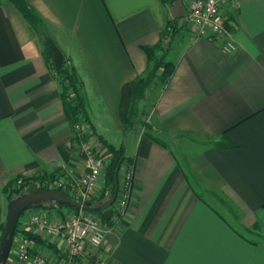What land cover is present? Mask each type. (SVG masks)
Instances as JSON below:
<instances>
[{"label":"crops","instance_id":"obj_1","mask_svg":"<svg viewBox=\"0 0 264 264\" xmlns=\"http://www.w3.org/2000/svg\"><path fill=\"white\" fill-rule=\"evenodd\" d=\"M26 2L39 29L0 0V224L11 180L80 169L83 141L121 143V86L146 70L144 47L165 46L162 32L173 17L163 0ZM222 10L233 25L228 37L173 35L167 55L174 70L146 94L150 135L138 124L124 140L134 165L131 197L92 248L106 264H264V0H239L235 10L225 1ZM43 35L78 75L82 138L64 112ZM229 37L237 44L232 53L221 49ZM179 137L188 142L180 148ZM222 137L232 146H218ZM66 210H24L16 232H32V211L55 219ZM42 238L59 251L31 239L32 250L67 264L63 242Z\"/></svg>","mask_w":264,"mask_h":264},{"label":"built area","instance_id":"obj_2","mask_svg":"<svg viewBox=\"0 0 264 264\" xmlns=\"http://www.w3.org/2000/svg\"><path fill=\"white\" fill-rule=\"evenodd\" d=\"M225 1L233 10L239 6V0H185L186 21L195 36L209 39L229 36L230 31L225 27L228 17L222 10ZM236 48L237 44L231 37L221 44V49L226 53H232ZM85 124L82 118L72 123L73 130L80 138L88 134ZM108 156L109 153L100 143L83 141L78 155L80 169L64 167L56 175L35 182L46 189L60 190L82 202L91 201L101 190ZM133 177V163L124 160L119 168L117 193L107 208L97 211L67 208L55 219L32 211L28 215L29 228L41 237L61 240L67 264H106L103 258L92 253V248L100 247L105 241L103 225L113 229L124 216L132 193ZM21 179L18 177L13 187L20 185L23 182ZM31 245L32 240L24 232H15L5 264H55L43 254L34 252Z\"/></svg>","mask_w":264,"mask_h":264},{"label":"trees","instance_id":"obj_3","mask_svg":"<svg viewBox=\"0 0 264 264\" xmlns=\"http://www.w3.org/2000/svg\"><path fill=\"white\" fill-rule=\"evenodd\" d=\"M12 4L22 13V15L32 24L35 28H40V18L36 12L29 6L26 0H9ZM170 5L174 0H163ZM185 23L177 22V18L171 17L167 20V26L162 32V36L171 37L178 30L184 28ZM225 27L228 31L232 30L233 25L229 20L225 22ZM46 59L52 62V54L50 45L44 40ZM169 45L167 47H162L160 45L156 47H144V50L147 55V66L143 74L136 76L132 80L124 82L121 86L120 91V101H119V118L123 124V132L129 133L134 130L138 124H140L145 129V133L148 135V130L151 128V125L145 120L147 111L144 108V101L146 100V94L148 88L154 84H164L170 78L173 70L174 63L171 60L166 59V54L168 52ZM55 73L57 74L58 82L61 88V97L63 102V108L66 116L73 123L74 121L82 118L87 121V116L85 113V106L83 101V96L80 91V82L78 75L74 69L69 65L67 59L63 57V61L59 67L55 68L53 66ZM138 117V119H137ZM137 120V121H136ZM136 122V124H135ZM135 124V126H134ZM101 145L108 151L110 159L106 166V171L104 173V180L101 187V190L97 197L92 199L94 205L103 204L110 199L114 198L117 193V186L115 185V177L118 182L119 178V168L124 160H128L126 155V145L124 140L119 145H113L105 140L100 139ZM218 146L221 147H230L232 143L225 138H221L220 141L216 142ZM52 177L53 174L47 175H37L32 178L25 177L23 182L17 187H13L15 181L18 177L11 180L5 187L4 192L6 194L7 201L15 195H18L21 192H26L35 188L46 189L42 185L32 186V183L35 182L38 178ZM32 207H65L70 209H79L77 207L54 202H43L36 204ZM100 209H94L91 211H97ZM19 221V220H18ZM3 230V223L0 224V235ZM18 230V222L16 225L15 232ZM14 232V233H15ZM25 235L32 239L35 242H38L46 247L51 248L55 252H58V247L40 237L39 235L31 232L24 231ZM79 264V263H75Z\"/></svg>","mask_w":264,"mask_h":264},{"label":"water","instance_id":"obj_4","mask_svg":"<svg viewBox=\"0 0 264 264\" xmlns=\"http://www.w3.org/2000/svg\"><path fill=\"white\" fill-rule=\"evenodd\" d=\"M172 16L182 19L183 23H186L187 9L184 5V0H174L171 4ZM44 40L51 47L52 61L54 67L57 68L63 61V54L55 42L48 36L43 35ZM138 119V117H137ZM137 121V120H136ZM136 124V122H135ZM134 124V126H135ZM115 185L117 186V180L115 177ZM114 198L109 201L94 205L92 201H81L77 198L71 197L68 194L57 189H40L35 188L26 192H21L18 195L10 198L6 203V213L3 222V230L0 235V264H5L7 259L16 225L20 214L32 206L43 202H54L68 204L77 208L86 210L104 209L107 208Z\"/></svg>","mask_w":264,"mask_h":264},{"label":"rangeland","instance_id":"obj_5","mask_svg":"<svg viewBox=\"0 0 264 264\" xmlns=\"http://www.w3.org/2000/svg\"><path fill=\"white\" fill-rule=\"evenodd\" d=\"M178 19H180V18H177V20ZM227 20H228V18H227ZM180 22H182V19H180V20H178V23H180ZM186 26L184 27V28H182V29H180V30H190L191 32H193V29L191 28V26H190V24L186 21ZM180 30H178V31H180ZM194 33V32H193ZM175 34V33H174ZM173 34V35H174ZM173 37V36H172ZM172 37H171V40L169 39V36L167 35V36H165L164 37V39H165V47H167L170 43H171V41H172ZM166 59H168V60H172V58H171V55H167L166 54V57H165ZM145 103H146V105H145V107H149V102L147 101V100H145L144 101ZM148 102V103H147ZM147 109V108H146ZM129 138H130V133H126V132H122V134H121V142L123 141V140H125V142L127 143L128 141H129ZM187 138H183V137H179L178 138V140H176V144L178 145V147L180 148V147H182V145L184 144H187L188 142H186L187 140H186ZM209 139L210 138H205V139H203V141H209ZM186 140V141H185ZM192 140V139H191ZM202 140V139H201ZM196 141H198V140H196ZM197 143V142H196ZM190 145H193V143L192 144H190ZM108 152V151H107ZM103 154H105V153H103ZM109 159H110V157L108 156V162H109ZM107 166V165H106ZM106 171V170H105ZM20 177V176H19ZM22 179V181L24 180L23 178H25V177H21ZM29 178V177H28ZM47 178V177H46ZM18 179V178H17ZM16 179V180H17ZM45 179V177L44 178H38V179H36L35 181H37V180H44ZM119 179V178H118ZM15 184H17L16 183V181H15ZM36 182H33L32 183V186H36ZM17 187V186H16Z\"/></svg>","mask_w":264,"mask_h":264},{"label":"bare ground","instance_id":"obj_6","mask_svg":"<svg viewBox=\"0 0 264 264\" xmlns=\"http://www.w3.org/2000/svg\"><path fill=\"white\" fill-rule=\"evenodd\" d=\"M21 215V214H20ZM13 238H14V236H13ZM12 241H13V239H12Z\"/></svg>","mask_w":264,"mask_h":264}]
</instances>
